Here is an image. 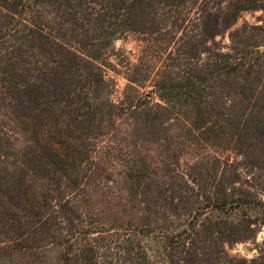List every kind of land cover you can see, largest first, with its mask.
Segmentation results:
<instances>
[{"label":"trees","instance_id":"16d2710c","mask_svg":"<svg viewBox=\"0 0 264 264\" xmlns=\"http://www.w3.org/2000/svg\"><path fill=\"white\" fill-rule=\"evenodd\" d=\"M263 226L264 0H0V264H264Z\"/></svg>","mask_w":264,"mask_h":264},{"label":"rangeland","instance_id":"374dc122","mask_svg":"<svg viewBox=\"0 0 264 264\" xmlns=\"http://www.w3.org/2000/svg\"><path fill=\"white\" fill-rule=\"evenodd\" d=\"M261 12L260 11H256V12H248L242 15L241 19L239 20V23H241L242 21H247V22H258V18L260 17ZM125 45L127 49L129 50H135L137 48V44L135 41L133 40H129L127 42H121L119 41L117 43V45ZM117 85H118V90H121V88L124 85V80L122 78H117ZM150 87H146L144 90H150ZM152 99L155 101H158L157 97L155 96V94L152 93L151 95ZM264 239V226L262 228V230L258 233L257 238L254 242H242V243H237L235 245H233L229 251L231 254H237L239 256L245 257L246 259L250 260L252 258H254L257 253V244H259L262 240Z\"/></svg>","mask_w":264,"mask_h":264}]
</instances>
